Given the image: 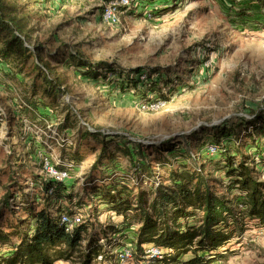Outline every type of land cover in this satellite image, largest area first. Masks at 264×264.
Masks as SVG:
<instances>
[{"label":"rangeland","instance_id":"374dc122","mask_svg":"<svg viewBox=\"0 0 264 264\" xmlns=\"http://www.w3.org/2000/svg\"><path fill=\"white\" fill-rule=\"evenodd\" d=\"M8 1L17 4L26 18L31 47H41V59L33 54L23 62L18 81L8 78V65L0 62V207L9 184L8 174L2 171L11 155H28L35 173L42 174L46 158L52 164L70 159L85 126L110 140L107 149L115 160L100 170L107 174H99L101 182L126 177L133 169L119 142L126 147L143 142L148 148L182 137L181 148L198 153L209 128L227 122L234 128L233 141L244 143V153L254 151L255 144L264 145V0H130L129 6H119L118 22L103 18L105 6L116 0ZM77 50L93 62L104 63L98 79L87 76L73 62L70 53ZM39 64L58 76L64 89L49 91L50 83L39 74ZM138 67L153 73L154 90L141 82L133 88L127 85ZM255 115L261 118L258 124L247 127ZM103 148V137H84L83 163L65 182L78 197H84L83 203L91 204L98 216L97 232L105 221L121 219L101 210L97 215L99 203L84 188ZM150 153L151 149H145L144 155ZM201 158L197 156V166L204 161ZM155 167L158 184L164 171ZM206 171L217 188L224 179L221 164L209 161ZM131 180L141 183L153 199L152 181L137 176ZM20 181L28 191L36 189L33 180ZM135 215L129 220L138 221L139 212ZM244 222V230L234 232L212 264H264V227L249 218ZM139 223L125 228L122 236L107 234L112 239L107 248L136 245ZM106 259L120 264L109 252ZM125 264L166 263L137 247Z\"/></svg>","mask_w":264,"mask_h":264},{"label":"trees","instance_id":"16d2710c","mask_svg":"<svg viewBox=\"0 0 264 264\" xmlns=\"http://www.w3.org/2000/svg\"><path fill=\"white\" fill-rule=\"evenodd\" d=\"M26 28V18L20 15L18 5L0 0V62L2 66L8 65L5 73L9 79L20 80L18 75L22 71V64L33 54L41 59V47H31ZM70 57L91 78L98 79L102 74L100 68L105 69L103 62H93L79 50L72 51ZM37 66L44 81L50 83L49 91L64 89L59 77L53 75L47 66ZM132 72L135 78L130 77L128 86L133 88L141 82L148 89L157 87L153 73L141 67ZM143 75L144 79L141 78ZM160 94L163 99H168L162 92ZM34 106L38 108V105ZM259 119L255 115L247 121V127L257 125ZM209 129L206 139L203 138L199 146L217 144L219 158L201 155L204 161L197 166L199 158L196 160L197 155L192 154L195 152L181 148L182 137L150 144L148 148L143 142H132L133 145L128 147L119 142L133 163V169H129L126 177L121 175L110 182H101L97 179L99 174H107L100 170L108 168L111 160H115L107 149L110 140L105 133L85 126L78 148L69 160L76 166L83 163L80 146L84 137H103L106 148L93 164V172L84 188L99 203L97 215L101 210L121 217L119 222L105 221L99 225L98 232V216L91 204L83 203L84 197H78L65 182L35 173L33 161L28 155H11L8 166L2 171L8 174L9 184L6 201L0 207V264H55L59 260L72 264H95L97 257L105 254L107 246L112 244V239H108L109 234L119 233L122 236L125 228L133 227L141 220L136 232L140 251H143V244L153 243L168 250L162 259H157L166 264L214 263L234 232L244 230L246 218L264 227V145L260 147L255 144L254 151L244 153L241 150L244 143L233 141L232 124L226 122ZM224 137L226 143L222 141ZM145 149H151L152 153L144 155ZM207 160L221 164L224 171V179L218 181L217 188L206 176ZM157 165L164 171L158 184L154 181ZM133 176L154 183H151L154 190L151 201L150 193L141 189V183L136 184L131 180ZM24 178L35 182L34 191H28V187L21 183L20 180ZM51 188L53 193L49 192ZM100 204L105 209H101ZM76 212L83 215L84 222L68 232L62 222V213L73 216ZM138 212V221L129 220ZM187 255L189 257L185 260Z\"/></svg>","mask_w":264,"mask_h":264},{"label":"built area","instance_id":"2783aa9c","mask_svg":"<svg viewBox=\"0 0 264 264\" xmlns=\"http://www.w3.org/2000/svg\"><path fill=\"white\" fill-rule=\"evenodd\" d=\"M120 5L129 6L130 0L111 1L108 5L105 6L104 14H103L104 20L110 22H118L119 17L117 14ZM141 78L144 79L145 75H143ZM218 153H219V146L215 143H209L205 145L199 153L196 154L197 156L208 155L209 157H216L218 156ZM192 154L196 155L195 153ZM58 166H62L63 168H59ZM77 168L78 166H76L75 163L71 162L68 159L66 160L62 159L60 163L52 164L46 158L42 166L41 172L42 175L47 179H54V180L66 182L68 179L71 178V170ZM49 192L53 193V189L51 188ZM62 222L65 225L66 231L71 232L77 225L84 222V219H83V215L80 212L74 213L73 216H70L67 213H62ZM142 247L144 249V252L147 254V256L149 255L156 259H162L164 253L168 251L166 248L158 247L153 243L143 244ZM136 250H137V244L134 246L131 244H126L115 250L111 249L110 247V249H108L105 254H100L97 257L96 263L111 264V262L106 259V254L109 252L115 255V259L117 262H119L120 264H125L133 259Z\"/></svg>","mask_w":264,"mask_h":264},{"label":"crops","instance_id":"0c3cea01","mask_svg":"<svg viewBox=\"0 0 264 264\" xmlns=\"http://www.w3.org/2000/svg\"><path fill=\"white\" fill-rule=\"evenodd\" d=\"M55 264H72L70 261H66V260H59L57 262H55Z\"/></svg>","mask_w":264,"mask_h":264}]
</instances>
